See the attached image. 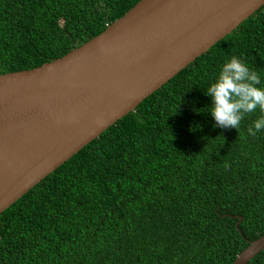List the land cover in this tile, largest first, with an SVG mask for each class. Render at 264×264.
Instances as JSON below:
<instances>
[{"label": "trees", "instance_id": "trees-1", "mask_svg": "<svg viewBox=\"0 0 264 264\" xmlns=\"http://www.w3.org/2000/svg\"><path fill=\"white\" fill-rule=\"evenodd\" d=\"M139 1L0 0V74L66 55ZM233 55L264 87V6L1 213L0 264H233L264 235L259 110L222 128L204 94Z\"/></svg>", "mask_w": 264, "mask_h": 264}, {"label": "water", "instance_id": "water-1", "mask_svg": "<svg viewBox=\"0 0 264 264\" xmlns=\"http://www.w3.org/2000/svg\"><path fill=\"white\" fill-rule=\"evenodd\" d=\"M262 6L140 0L66 55L0 74V214ZM248 243L233 264L262 252L264 235Z\"/></svg>", "mask_w": 264, "mask_h": 264}, {"label": "clouds", "instance_id": "clouds-1", "mask_svg": "<svg viewBox=\"0 0 264 264\" xmlns=\"http://www.w3.org/2000/svg\"><path fill=\"white\" fill-rule=\"evenodd\" d=\"M260 84V75L241 57L233 55L224 60L204 91L211 101L208 111L216 125L238 130L247 114L259 110L247 131L255 136L264 130V87ZM200 110L196 111L201 113Z\"/></svg>", "mask_w": 264, "mask_h": 264}]
</instances>
